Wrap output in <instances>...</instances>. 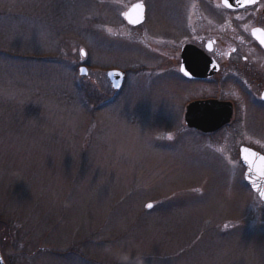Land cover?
Wrapping results in <instances>:
<instances>
[{
	"label": "rangeland",
	"instance_id": "374dc122",
	"mask_svg": "<svg viewBox=\"0 0 264 264\" xmlns=\"http://www.w3.org/2000/svg\"><path fill=\"white\" fill-rule=\"evenodd\" d=\"M134 4L137 30L122 18ZM219 4L0 0L8 264H264L263 204L232 154L249 136L187 130L192 95L171 72L184 9ZM109 70L128 71L119 93ZM245 127L264 139V114Z\"/></svg>",
	"mask_w": 264,
	"mask_h": 264
},
{
	"label": "flooded vegetation",
	"instance_id": "af4514ba",
	"mask_svg": "<svg viewBox=\"0 0 264 264\" xmlns=\"http://www.w3.org/2000/svg\"><path fill=\"white\" fill-rule=\"evenodd\" d=\"M126 12L122 18L132 30L141 28L147 21L145 9V22L131 26L125 20ZM182 20L180 26L186 35L179 48L176 47L175 55L172 48L175 45L171 43V72L184 82L192 95L183 104H178L179 107L184 105L182 123L204 141L205 137L224 133L230 128L238 131L241 126L251 143L236 146L232 152L234 163L238 164L242 148L264 157V139L245 127L257 125L264 114V0H255L244 7H227L223 0L215 7H187ZM82 67L85 66L80 65ZM111 71L125 74L118 91L113 89L107 77L113 93H119L127 82L128 71L109 70L107 74ZM199 102L216 103L223 123L217 131L205 134L187 125L189 106ZM200 116L207 118L208 112L202 111Z\"/></svg>",
	"mask_w": 264,
	"mask_h": 264
},
{
	"label": "water",
	"instance_id": "95a60500",
	"mask_svg": "<svg viewBox=\"0 0 264 264\" xmlns=\"http://www.w3.org/2000/svg\"><path fill=\"white\" fill-rule=\"evenodd\" d=\"M255 0H223V5L227 7H244L251 5ZM126 22L134 27L140 26L145 22V7L142 4L133 5L125 14ZM85 56V53L82 52ZM85 67L79 69L80 76L85 77ZM108 79L112 83L114 90H120L125 74L120 71H111L107 74ZM215 102H199L189 106L186 115L187 125L202 133H212L217 131L223 123L217 113ZM208 112L207 118L201 117V112ZM226 121V120H224ZM225 123V122H224ZM241 162L245 167V182L250 186L252 191L259 197L264 207V157L253 150L242 148ZM0 264H5L0 247Z\"/></svg>",
	"mask_w": 264,
	"mask_h": 264
},
{
	"label": "trees",
	"instance_id": "16d2710c",
	"mask_svg": "<svg viewBox=\"0 0 264 264\" xmlns=\"http://www.w3.org/2000/svg\"><path fill=\"white\" fill-rule=\"evenodd\" d=\"M3 226H4V225H2V222L0 221V231H3V229H4ZM0 246H1V240H0Z\"/></svg>",
	"mask_w": 264,
	"mask_h": 264
},
{
	"label": "snow or ice",
	"instance_id": "6c2138e0",
	"mask_svg": "<svg viewBox=\"0 0 264 264\" xmlns=\"http://www.w3.org/2000/svg\"><path fill=\"white\" fill-rule=\"evenodd\" d=\"M87 74L86 70H85V75ZM149 207H151V205H149Z\"/></svg>",
	"mask_w": 264,
	"mask_h": 264
}]
</instances>
